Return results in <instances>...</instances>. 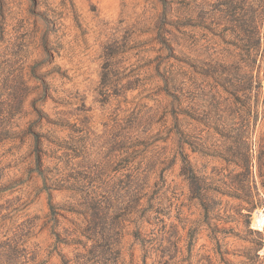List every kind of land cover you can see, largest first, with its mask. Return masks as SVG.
Returning a JSON list of instances; mask_svg holds the SVG:
<instances>
[{
  "label": "rangeland",
  "instance_id": "374dc122",
  "mask_svg": "<svg viewBox=\"0 0 264 264\" xmlns=\"http://www.w3.org/2000/svg\"><path fill=\"white\" fill-rule=\"evenodd\" d=\"M264 0H0V264H264Z\"/></svg>",
  "mask_w": 264,
  "mask_h": 264
},
{
  "label": "built area",
  "instance_id": "2783aa9c",
  "mask_svg": "<svg viewBox=\"0 0 264 264\" xmlns=\"http://www.w3.org/2000/svg\"><path fill=\"white\" fill-rule=\"evenodd\" d=\"M252 227L261 232H264V207L262 209H258L254 217Z\"/></svg>",
  "mask_w": 264,
  "mask_h": 264
}]
</instances>
